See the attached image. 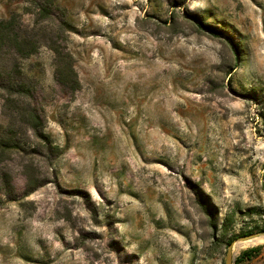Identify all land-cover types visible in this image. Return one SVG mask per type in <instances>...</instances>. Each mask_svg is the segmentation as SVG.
<instances>
[{"label":"rangeland","instance_id":"rangeland-1","mask_svg":"<svg viewBox=\"0 0 264 264\" xmlns=\"http://www.w3.org/2000/svg\"><path fill=\"white\" fill-rule=\"evenodd\" d=\"M38 1L0 0L39 44L3 69L19 63L49 141L0 89V137L22 148L0 156V264H225L264 232V0ZM254 247L241 264H264V244L235 259Z\"/></svg>","mask_w":264,"mask_h":264},{"label":"trees","instance_id":"trees-1","mask_svg":"<svg viewBox=\"0 0 264 264\" xmlns=\"http://www.w3.org/2000/svg\"><path fill=\"white\" fill-rule=\"evenodd\" d=\"M37 4L41 14L48 15L52 12V7L45 5L41 0ZM20 26L21 21L15 13L9 18H0V89L5 90V93L2 95L4 100L3 106L4 109L17 114L24 123H28L46 142H49L48 138L42 135L44 134L45 126L40 115L36 110L27 109L26 106L20 103L19 96L31 94L32 88L26 85V82L23 80V73L19 67V63L17 62L11 68L6 67L3 69V62L7 51H9L8 54L15 55V58L18 60L31 56L39 49L37 41L26 37L22 33ZM203 26L214 34H221L216 28L210 25L203 24ZM51 49L56 54L57 80L72 92H76L80 88V81L74 71L73 56L69 52H65L57 43L51 45ZM54 148L58 149V147ZM21 149V141L13 134H10L6 138L0 137V156ZM3 180L5 182L6 192L12 194L14 186L11 176L8 173H4ZM26 184L28 192H31L37 186H40V181H38L37 177L34 178L28 174ZM231 243L232 241H229V244ZM259 249V247H254L242 251L241 255L235 259V264H241L245 259H251L259 252Z\"/></svg>","mask_w":264,"mask_h":264},{"label":"bare ground","instance_id":"bare-ground-1","mask_svg":"<svg viewBox=\"0 0 264 264\" xmlns=\"http://www.w3.org/2000/svg\"><path fill=\"white\" fill-rule=\"evenodd\" d=\"M260 244H264V235H255L235 241L232 246V251L234 256H236L241 250Z\"/></svg>","mask_w":264,"mask_h":264},{"label":"water","instance_id":"water-1","mask_svg":"<svg viewBox=\"0 0 264 264\" xmlns=\"http://www.w3.org/2000/svg\"><path fill=\"white\" fill-rule=\"evenodd\" d=\"M255 235H264V232H260V233H257V234H251V235H245L243 237H240L238 240L249 238V237L255 236ZM233 243L234 242H232L229 245V248H228V251H227V254H226V258H225V264H234L235 263V256H234L233 251H232Z\"/></svg>","mask_w":264,"mask_h":264}]
</instances>
